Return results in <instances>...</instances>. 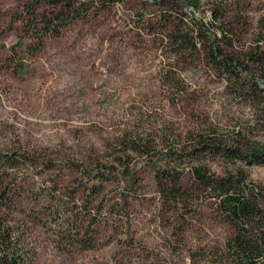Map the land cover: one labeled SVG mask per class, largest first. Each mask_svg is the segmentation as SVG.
<instances>
[{
    "label": "rangeland",
    "instance_id": "rangeland-1",
    "mask_svg": "<svg viewBox=\"0 0 264 264\" xmlns=\"http://www.w3.org/2000/svg\"><path fill=\"white\" fill-rule=\"evenodd\" d=\"M81 1L84 16L34 52L38 45L20 21L29 0H0V153L29 158L0 179L14 178L18 212L39 221L28 235L36 264H221L232 228L192 167L214 177L241 171L264 186V166L193 151L201 140L243 154L264 146V0H200L199 9H186L192 15L184 28L207 34L219 27L212 9H223L219 43L244 65L231 80L203 52L179 53L162 19L169 5ZM18 57L27 69L20 75L11 61ZM159 167L181 174L176 200L162 196ZM102 168L100 184L91 175ZM94 183L100 196L87 198ZM49 207L83 225L92 208L93 246L62 238L54 218L42 217Z\"/></svg>",
    "mask_w": 264,
    "mask_h": 264
},
{
    "label": "trees",
    "instance_id": "trees-1",
    "mask_svg": "<svg viewBox=\"0 0 264 264\" xmlns=\"http://www.w3.org/2000/svg\"><path fill=\"white\" fill-rule=\"evenodd\" d=\"M93 1V0H91ZM115 0H99L102 5H109ZM169 5L168 9L162 12V19L165 28H171L175 33L171 35L175 41L179 40V53L203 52L205 58L209 59L214 67L225 74L229 80L236 77L243 69V61L239 55L226 54L223 51L220 41L225 37V22L223 9H212L213 21L219 20V27L213 33L207 34L200 26L186 25V14H191L186 9H199L200 0H154ZM185 7L184 15L182 10ZM25 10L27 16L21 18V23L27 25L32 32L30 38L35 40L37 49H30L35 52L42 48L44 39L47 36H57L61 29L69 23L84 16L85 3L81 0H29ZM192 21L193 17H191ZM176 21L180 26L176 27ZM183 25V27H182ZM184 28V29H183ZM217 34H220L218 37ZM213 37V39L210 38ZM204 46L199 49L198 41ZM207 43V45H206ZM206 45V46H205ZM31 47V46H29ZM15 60V61H14ZM12 68L17 74L26 73V66L23 57L12 58ZM254 88L262 90L254 78H251ZM263 91V90H262ZM207 142L201 140V145L194 149V155L219 154L230 161L240 159L248 165L264 166V146L253 145L248 148V152L243 154L236 147L227 146L221 143ZM133 143H135L133 141ZM25 155L17 156L15 153L10 156L0 153V175L14 176L12 171L25 164ZM200 158V157H199ZM26 160H29L27 158ZM114 163L120 164L119 158ZM112 170L108 169V172ZM2 172V173H1ZM192 172L197 183L202 184L205 190L212 192L217 208L222 216L232 228V235L224 245L223 260L221 264H264V186L246 182L247 176L241 171L237 173L228 172L221 177H214L207 173L205 166L199 164L192 167ZM158 188L165 199L176 200L181 190V174L176 169L157 168L155 170ZM105 169H98L96 175H91L92 179L100 184L105 180ZM5 177V176H4ZM99 183H94L90 187V196H100ZM18 187V186H17ZM16 187V182L12 178L9 182L0 179V264H36V252L28 240L31 232V221L22 216L23 212H18L19 201L17 197L20 191ZM84 209H87L84 206ZM92 208L87 211L88 223L83 225L77 220L76 214L64 215L58 209L47 208L42 217L54 218L53 222L58 227L57 233L67 239L77 248L89 249L93 246L96 232L92 228V222L96 213H92ZM19 213L17 219L13 216ZM17 214V215H19ZM57 219H56V216ZM36 216V215H35ZM35 218H38L37 216ZM33 219V218H32ZM82 220V219H81ZM86 220V219H85ZM84 220V221H85ZM94 232V233H93ZM192 259V254L189 255Z\"/></svg>",
    "mask_w": 264,
    "mask_h": 264
}]
</instances>
